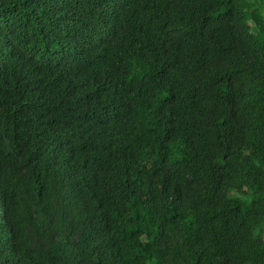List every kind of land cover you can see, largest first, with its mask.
<instances>
[{"label":"trees","instance_id":"obj_1","mask_svg":"<svg viewBox=\"0 0 264 264\" xmlns=\"http://www.w3.org/2000/svg\"><path fill=\"white\" fill-rule=\"evenodd\" d=\"M0 264H264V0H0Z\"/></svg>","mask_w":264,"mask_h":264}]
</instances>
